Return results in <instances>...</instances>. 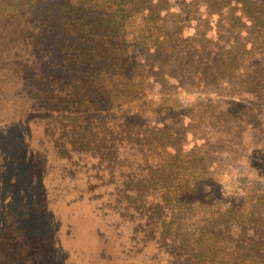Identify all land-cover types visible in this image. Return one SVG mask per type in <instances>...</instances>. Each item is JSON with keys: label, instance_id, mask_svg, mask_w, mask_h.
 <instances>
[{"label": "trees", "instance_id": "obj_1", "mask_svg": "<svg viewBox=\"0 0 264 264\" xmlns=\"http://www.w3.org/2000/svg\"><path fill=\"white\" fill-rule=\"evenodd\" d=\"M178 5L0 0V183L11 184L10 194L0 190V236L8 235L9 250L46 246L52 221L16 229L25 214L19 203L42 196L41 214L51 219L64 189L37 195L39 186L52 183L60 164H78L116 184L115 215L120 229L127 221L141 235L144 264H264V195L219 188L211 154L222 141L204 130L220 101L201 90L213 79L240 80L247 54L264 56V0ZM259 73L244 88L260 86L264 67ZM164 76V84H185L187 99L157 95L151 79ZM189 134L203 143L187 150Z\"/></svg>", "mask_w": 264, "mask_h": 264}, {"label": "rangeland", "instance_id": "obj_2", "mask_svg": "<svg viewBox=\"0 0 264 264\" xmlns=\"http://www.w3.org/2000/svg\"><path fill=\"white\" fill-rule=\"evenodd\" d=\"M178 1L170 0L174 4L175 11H180ZM218 18V15L213 16V28L208 32V36L213 39L217 36ZM196 25L197 22L194 21L186 32L195 33ZM252 47L251 42L246 46L247 49ZM243 61L240 80H233L227 76L212 78L213 81L202 85L204 86L201 88L202 91L207 90L214 99L220 101L215 113L211 114L208 120L209 125L207 130H204V134L206 137L214 135L222 141L221 144L213 145L214 150L211 155L215 157L213 169L218 171L217 180L224 195L228 196L232 193L241 195L243 190L253 187L257 196L262 197L264 195V80L258 77L256 81L260 86L254 90L244 88L243 80L260 74V69L264 67V56L247 54ZM167 78L168 76H164L163 79H151L156 83L154 92L157 95L173 92L180 99H187L185 84L183 86V83L177 79H171L164 84ZM7 110L5 107L4 113H7ZM188 120L191 122L192 119L187 118L186 121ZM201 143L203 142L200 136L189 134L184 147L190 150ZM3 173L7 177V173ZM96 173H100V169H94L93 166L78 169V164L77 169H63L60 164L58 169L53 170L52 185L50 183L40 185L37 195L53 185L59 187V190L64 189L63 200L50 204L54 216L51 219L43 217L38 202L46 199L40 195L41 199L35 205L19 203L25 214L21 215L22 223H15L16 229L24 231V229L41 227L47 221L50 223L52 221L51 236L45 238L46 246L35 251L27 248L9 250L8 235L3 233L0 236V264H144L145 255L140 252L141 235L127 221L120 229L115 215L116 205L122 201L121 195L115 192L116 184L108 181L103 183ZM1 184L0 190L10 194L8 185L11 184L5 179ZM12 184L17 186L16 182ZM100 193L104 196L98 197ZM6 225V221H0V228H5Z\"/></svg>", "mask_w": 264, "mask_h": 264}]
</instances>
